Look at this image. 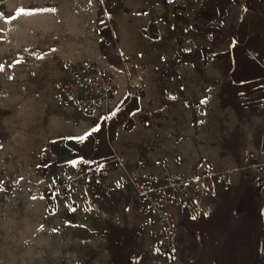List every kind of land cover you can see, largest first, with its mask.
Listing matches in <instances>:
<instances>
[{
    "label": "rangeland",
    "instance_id": "374dc122",
    "mask_svg": "<svg viewBox=\"0 0 264 264\" xmlns=\"http://www.w3.org/2000/svg\"><path fill=\"white\" fill-rule=\"evenodd\" d=\"M153 2L0 0V264H183L150 253L131 191L117 189L115 180L102 192L97 187L89 191V214L52 216L46 208L47 179L58 168V157H63L54 146L78 133L80 119L91 118L55 90L54 82L63 76L60 61L89 58L109 66L118 78L128 75L125 68L130 66L123 61L149 54L118 46L120 39L129 40L132 34L116 26L113 16L118 11L129 15L152 11ZM161 91L159 87L154 92L158 109L155 105L157 110L143 113V127L133 131L132 148L152 151L155 157L165 151L167 159L183 158L197 169L207 163L237 168L240 160H213L218 152L209 136L194 140L198 132L193 121L182 113L166 112L168 98ZM129 103L125 96L109 121L117 120V110ZM168 117L180 119L171 123ZM235 185L238 191L215 201L209 214L198 217H220L217 230L225 234L242 230L250 243L249 260L258 264L263 258L259 246L264 208L259 209L256 193H243L241 178ZM248 199L250 209L244 204ZM216 236L199 232L192 242L190 264L233 262L229 248L237 239Z\"/></svg>",
    "mask_w": 264,
    "mask_h": 264
},
{
    "label": "crops",
    "instance_id": "0c3cea01",
    "mask_svg": "<svg viewBox=\"0 0 264 264\" xmlns=\"http://www.w3.org/2000/svg\"><path fill=\"white\" fill-rule=\"evenodd\" d=\"M152 1V11L114 14L113 23L132 34L129 40L120 39L118 46L146 50L149 55L123 61L130 67L125 68L128 75H117L122 95L88 120L79 118L82 125L78 133L55 144L54 149L63 157H58V168L48 176L47 183L55 180L62 168H69L79 176L83 190L89 193L97 187L102 192L110 182L133 170L140 159H167L165 151L155 157L152 151L132 148L133 131L142 128L146 118L142 114L157 110L160 105L154 100L159 87L161 96L168 98L163 105L166 112L182 113L188 122L193 121L198 132L194 140L209 136L218 152L214 161L240 160V166L249 150L264 157V0ZM125 96L129 107H120L117 120L110 122L109 114L116 111ZM155 105L157 109L153 108ZM179 119L168 117V122ZM237 178L243 180V193L249 190L259 196V209H263L264 186L254 171H236L233 185H220L215 194L204 198V205L214 209L215 201L238 191L234 186ZM125 190H130L134 198L130 188ZM244 204L251 208L249 199ZM220 221V217H194L190 210L182 209L178 261L190 264L195 237L199 232L210 231L224 240L237 239V245L229 248L234 256L231 264H252L250 243L244 232H219ZM261 235L263 244L259 248L263 258L258 264H264V228Z\"/></svg>",
    "mask_w": 264,
    "mask_h": 264
},
{
    "label": "built area",
    "instance_id": "2783aa9c",
    "mask_svg": "<svg viewBox=\"0 0 264 264\" xmlns=\"http://www.w3.org/2000/svg\"><path fill=\"white\" fill-rule=\"evenodd\" d=\"M60 68L63 76L54 82L55 90L85 117L94 116L120 96L116 72L98 60L65 59L60 61ZM236 171L256 172L264 186V157L249 150L236 169H221L211 163L197 169L183 158L140 159L133 170L115 182V187L132 190L141 216L140 230L148 240L150 253L175 263L179 260L180 211L188 209L194 217L209 214L204 198L215 194L220 185L232 186ZM91 203L90 194L79 184V176L69 168H62L57 178L47 183L49 215L89 214Z\"/></svg>",
    "mask_w": 264,
    "mask_h": 264
}]
</instances>
